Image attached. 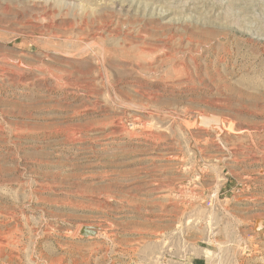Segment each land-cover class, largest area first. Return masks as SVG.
Segmentation results:
<instances>
[{
  "label": "rangeland",
  "instance_id": "1",
  "mask_svg": "<svg viewBox=\"0 0 264 264\" xmlns=\"http://www.w3.org/2000/svg\"><path fill=\"white\" fill-rule=\"evenodd\" d=\"M0 264H264V0H0Z\"/></svg>",
  "mask_w": 264,
  "mask_h": 264
},
{
  "label": "water",
  "instance_id": "2",
  "mask_svg": "<svg viewBox=\"0 0 264 264\" xmlns=\"http://www.w3.org/2000/svg\"><path fill=\"white\" fill-rule=\"evenodd\" d=\"M217 119H219V118L216 116H207V117H203V118L198 117L197 123L200 126L202 125L204 127H208L212 124V122H214V120H217Z\"/></svg>",
  "mask_w": 264,
  "mask_h": 264
},
{
  "label": "bare ground",
  "instance_id": "3",
  "mask_svg": "<svg viewBox=\"0 0 264 264\" xmlns=\"http://www.w3.org/2000/svg\"><path fill=\"white\" fill-rule=\"evenodd\" d=\"M198 117H200V118H203V117H207V116H197V117H195L194 119H195V121H194V123H193V125L192 126H195V128H208V127H216L217 126V128H218V125L219 124H221L220 123V119H217V120H214V122H212V124L210 125V126H208V127H204V126H200V125H198V123H197V119H198ZM223 124V123H222ZM225 127L223 126V129H224ZM220 129H222L221 127H220ZM147 191V190H146ZM165 204V203H164ZM170 204V203H169ZM163 208V207H162ZM173 208V207H172Z\"/></svg>",
  "mask_w": 264,
  "mask_h": 264
}]
</instances>
